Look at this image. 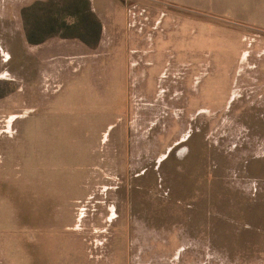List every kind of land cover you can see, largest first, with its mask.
Wrapping results in <instances>:
<instances>
[{"label":"rangeland","instance_id":"obj_1","mask_svg":"<svg viewBox=\"0 0 264 264\" xmlns=\"http://www.w3.org/2000/svg\"><path fill=\"white\" fill-rule=\"evenodd\" d=\"M64 1L0 0V264H264V33L88 0L101 40L27 42Z\"/></svg>","mask_w":264,"mask_h":264},{"label":"trees","instance_id":"obj_2","mask_svg":"<svg viewBox=\"0 0 264 264\" xmlns=\"http://www.w3.org/2000/svg\"><path fill=\"white\" fill-rule=\"evenodd\" d=\"M69 1L71 0H65L62 3L67 6ZM45 3L35 2L23 12L25 39L27 42L37 44L51 36H60L64 38L75 37L88 45L90 42L86 37L92 34L94 37L93 41L96 43L97 38H99L97 36L101 30V25L96 15L92 12L88 0H81L79 5L73 9L68 8L71 10L67 9L64 13L51 17H48V9H44ZM34 5H38L35 7L38 9L35 10L33 8ZM80 17H83V21L78 26L81 29L80 35L73 34L69 28H72V25L77 21L67 22V20L69 18L80 19ZM47 18H51V24H48ZM33 33H35V36H33Z\"/></svg>","mask_w":264,"mask_h":264},{"label":"crops","instance_id":"obj_3","mask_svg":"<svg viewBox=\"0 0 264 264\" xmlns=\"http://www.w3.org/2000/svg\"><path fill=\"white\" fill-rule=\"evenodd\" d=\"M182 4H192L197 9L208 10L216 19H219L226 28L240 30L241 38L245 39L246 32L264 33V0H162ZM213 17V18H214ZM111 20L108 22L110 24ZM102 32V31H101ZM249 34V33H247ZM101 40V38H99ZM248 51L241 52L242 61H245ZM252 54H256L253 50ZM244 71V66H240Z\"/></svg>","mask_w":264,"mask_h":264}]
</instances>
